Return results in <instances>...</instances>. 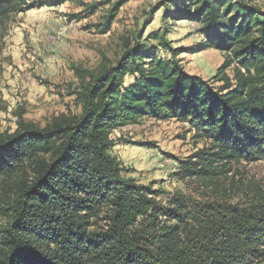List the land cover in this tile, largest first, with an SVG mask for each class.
I'll return each mask as SVG.
<instances>
[{
    "label": "trees",
    "instance_id": "trees-1",
    "mask_svg": "<svg viewBox=\"0 0 264 264\" xmlns=\"http://www.w3.org/2000/svg\"><path fill=\"white\" fill-rule=\"evenodd\" d=\"M127 1L110 7L94 26L99 33L110 30ZM162 6L165 21L194 22L203 39L191 49H172L166 30L145 38L138 33L115 66L77 71L79 114H60L44 127L20 120L14 132L0 133V264L264 261V201L187 210L176 199L164 206L154 184L129 178L110 154L113 131L150 118L185 124L212 144L209 152L179 160L172 176L212 181L229 163L264 160V11L240 0H167ZM33 7L27 0H0V24ZM151 41L170 58L157 57ZM206 49L228 55L211 80L187 74L177 60ZM230 66L232 78L225 74Z\"/></svg>",
    "mask_w": 264,
    "mask_h": 264
},
{
    "label": "rangeland",
    "instance_id": "rangeland-1",
    "mask_svg": "<svg viewBox=\"0 0 264 264\" xmlns=\"http://www.w3.org/2000/svg\"><path fill=\"white\" fill-rule=\"evenodd\" d=\"M117 1L27 0L32 9L11 14L0 24V133L14 132L20 120L44 127L60 114H79L73 94L79 84L77 71L115 66L126 45L134 46L138 33L145 38L166 30L172 49H191L203 39L194 22L164 20L167 9L161 4L167 0H128L114 13L110 30L99 33L94 26L104 22ZM240 1L264 11V0ZM148 45L157 46L153 52L160 59L170 58L157 41ZM227 56L206 49L183 52L177 60L187 74L211 80ZM225 74L232 78L233 66ZM131 81L132 77H126V82ZM111 138L115 142L111 156L119 160L129 178L142 185L154 184L164 206L172 207L176 199H182L187 210L210 203L249 206L264 201V160L229 163L212 181L172 176L179 160L187 161L212 147L210 141L173 119L143 118L116 129ZM4 225L0 215V228Z\"/></svg>",
    "mask_w": 264,
    "mask_h": 264
},
{
    "label": "bare ground",
    "instance_id": "bare-ground-1",
    "mask_svg": "<svg viewBox=\"0 0 264 264\" xmlns=\"http://www.w3.org/2000/svg\"><path fill=\"white\" fill-rule=\"evenodd\" d=\"M175 166V165H174ZM176 169V168H175Z\"/></svg>",
    "mask_w": 264,
    "mask_h": 264
},
{
    "label": "built area",
    "instance_id": "built-area-1",
    "mask_svg": "<svg viewBox=\"0 0 264 264\" xmlns=\"http://www.w3.org/2000/svg\"><path fill=\"white\" fill-rule=\"evenodd\" d=\"M198 29V28H197Z\"/></svg>",
    "mask_w": 264,
    "mask_h": 264
},
{
    "label": "crops",
    "instance_id": "crops-1",
    "mask_svg": "<svg viewBox=\"0 0 264 264\" xmlns=\"http://www.w3.org/2000/svg\"><path fill=\"white\" fill-rule=\"evenodd\" d=\"M200 39V38H199Z\"/></svg>",
    "mask_w": 264,
    "mask_h": 264
}]
</instances>
